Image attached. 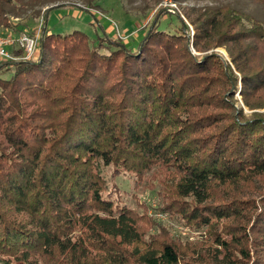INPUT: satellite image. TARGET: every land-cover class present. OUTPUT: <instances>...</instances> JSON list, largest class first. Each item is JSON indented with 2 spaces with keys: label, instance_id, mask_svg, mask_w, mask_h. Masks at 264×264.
I'll list each match as a JSON object with an SVG mask.
<instances>
[{
  "label": "trees",
  "instance_id": "16d2710c",
  "mask_svg": "<svg viewBox=\"0 0 264 264\" xmlns=\"http://www.w3.org/2000/svg\"><path fill=\"white\" fill-rule=\"evenodd\" d=\"M41 1L0 0V30ZM186 14L193 47H224L228 62L157 22L135 51L44 30L34 57L0 61L12 68L0 73V264H264V114L234 99L264 108V19ZM109 165L112 179L156 180L160 211L205 236L149 233L146 211L112 199Z\"/></svg>",
  "mask_w": 264,
  "mask_h": 264
},
{
  "label": "rangeland",
  "instance_id": "374dc122",
  "mask_svg": "<svg viewBox=\"0 0 264 264\" xmlns=\"http://www.w3.org/2000/svg\"><path fill=\"white\" fill-rule=\"evenodd\" d=\"M225 6L253 13L264 19L260 6L255 5L251 0H71L70 2L43 0L40 3L27 5L19 13H9L7 26L0 32L11 31L16 34L28 33L31 35L40 33L37 47V51H39L44 30L63 33L77 29L88 35L91 46L98 44L100 52L107 53L114 48L111 45L113 43L115 45L121 43L130 51H135L139 40L157 22L159 30L184 35L189 51L193 55L201 56L214 52L228 62L229 56L224 47L201 52L193 47L194 26L186 16V12L191 9L202 12L205 8ZM49 7L53 8L44 16L43 11ZM6 62L3 61V63ZM5 66H2L0 73L7 77L12 68H4ZM234 99L235 107H241L246 114L252 111L264 114V108L249 110L245 107L239 91L235 92ZM111 169V165L102 167V174L106 179L108 190H111L112 184L117 188V191L112 194V199L114 202L126 204L139 213L143 214L146 211V215L151 218L153 221L151 223L154 225L148 227L149 233L155 234L162 227L166 230L169 240L179 241L180 244L193 243L205 236L203 229L185 226L175 217L160 211L167 199L165 191L161 189V185L156 180L151 182L149 179H144L141 183H137L136 178L127 172L112 179ZM250 194L253 197L258 195L257 192Z\"/></svg>",
  "mask_w": 264,
  "mask_h": 264
},
{
  "label": "built area",
  "instance_id": "2783aa9c",
  "mask_svg": "<svg viewBox=\"0 0 264 264\" xmlns=\"http://www.w3.org/2000/svg\"><path fill=\"white\" fill-rule=\"evenodd\" d=\"M39 36L40 33L31 35L11 31L0 32V61L31 59L37 53ZM18 50L20 53H15Z\"/></svg>",
  "mask_w": 264,
  "mask_h": 264
}]
</instances>
